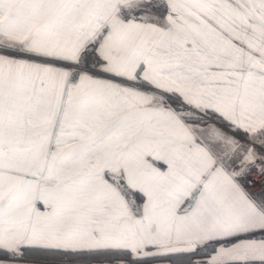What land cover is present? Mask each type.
Listing matches in <instances>:
<instances>
[{
    "label": "snow or ice",
    "instance_id": "1",
    "mask_svg": "<svg viewBox=\"0 0 264 264\" xmlns=\"http://www.w3.org/2000/svg\"><path fill=\"white\" fill-rule=\"evenodd\" d=\"M0 264H264V0H0Z\"/></svg>",
    "mask_w": 264,
    "mask_h": 264
}]
</instances>
